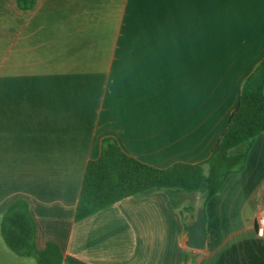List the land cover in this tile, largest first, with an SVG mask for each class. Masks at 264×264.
Segmentation results:
<instances>
[{"label": "crops", "instance_id": "1", "mask_svg": "<svg viewBox=\"0 0 264 264\" xmlns=\"http://www.w3.org/2000/svg\"><path fill=\"white\" fill-rule=\"evenodd\" d=\"M263 56L264 0H0V264H38L2 233L18 200L39 248L88 264H186L187 252L190 264H264V131L198 204L202 249L164 190L75 219L103 137L157 167L204 161Z\"/></svg>", "mask_w": 264, "mask_h": 264}, {"label": "trees", "instance_id": "2", "mask_svg": "<svg viewBox=\"0 0 264 264\" xmlns=\"http://www.w3.org/2000/svg\"><path fill=\"white\" fill-rule=\"evenodd\" d=\"M23 9L34 0H17ZM264 56L244 80L228 126L215 143L210 155L201 162H175L167 167L147 164L126 153L109 136L102 138L100 155L88 161L77 202L75 219L129 195L164 190L174 207L181 209L185 231L196 217L197 206L186 202L188 194L201 192V205L222 189L227 176L245 168L255 136L264 131ZM2 233L11 249L33 255L38 264H88L65 255L53 241L46 247L36 244V224L23 200L11 204L3 217ZM186 264L189 254H186Z\"/></svg>", "mask_w": 264, "mask_h": 264}, {"label": "water", "instance_id": "3", "mask_svg": "<svg viewBox=\"0 0 264 264\" xmlns=\"http://www.w3.org/2000/svg\"><path fill=\"white\" fill-rule=\"evenodd\" d=\"M206 212L203 207L197 209L196 217L188 224L186 245L193 249H202L206 243Z\"/></svg>", "mask_w": 264, "mask_h": 264}, {"label": "built area", "instance_id": "4", "mask_svg": "<svg viewBox=\"0 0 264 264\" xmlns=\"http://www.w3.org/2000/svg\"><path fill=\"white\" fill-rule=\"evenodd\" d=\"M256 233L264 237V207L256 215Z\"/></svg>", "mask_w": 264, "mask_h": 264}, {"label": "rangeland", "instance_id": "5", "mask_svg": "<svg viewBox=\"0 0 264 264\" xmlns=\"http://www.w3.org/2000/svg\"><path fill=\"white\" fill-rule=\"evenodd\" d=\"M203 198V194L201 192L188 194L186 198V202H191L195 206H198V204L201 202V199Z\"/></svg>", "mask_w": 264, "mask_h": 264}]
</instances>
